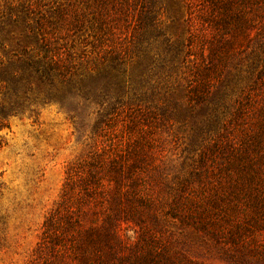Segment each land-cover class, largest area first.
<instances>
[{"label":"trees","instance_id":"trees-1","mask_svg":"<svg viewBox=\"0 0 264 264\" xmlns=\"http://www.w3.org/2000/svg\"><path fill=\"white\" fill-rule=\"evenodd\" d=\"M171 1L176 16L179 7ZM179 1L188 12L191 48L199 53L191 60L189 99L203 100L221 79L226 63L243 52L252 76L235 106L223 105L222 127L198 154V162L205 165L203 191L197 196L196 190L185 193L180 186V191L170 188L176 190L170 203L160 197L166 176L155 151V114L140 104L130 103L119 112V105L114 106V114L95 125L108 143L98 140L68 168L59 201L44 218L40 264H64L68 259L74 264H189L172 248L157 247V222L167 217L207 238L228 264H264V0ZM41 2L29 0L20 11L21 21L12 20L22 29V43L19 40L20 51L9 66L0 58V95L7 96L0 97V130L3 117L21 115L35 102L63 104L64 89H75L89 101L80 88L86 77L73 71L74 45L66 38L78 35L83 46L93 49L105 44L102 52L109 55L119 82L125 74L119 60L123 41L128 37L127 42L139 45L142 30L160 27L166 12L160 0H66L44 15L41 8L47 5ZM1 13L4 10L0 19ZM120 21L127 22L126 31ZM2 25L0 20V34ZM123 117L128 120L114 141L109 129ZM3 143L0 135V147ZM123 222L137 227L136 244L128 255L119 233Z\"/></svg>","mask_w":264,"mask_h":264},{"label":"rangeland","instance_id":"rangeland-1","mask_svg":"<svg viewBox=\"0 0 264 264\" xmlns=\"http://www.w3.org/2000/svg\"><path fill=\"white\" fill-rule=\"evenodd\" d=\"M55 1L42 0L47 6L41 12L49 14L57 4L66 3V0ZM160 2L166 9L159 20L161 26L148 33L142 30L137 46L127 42L128 37L123 41L125 49L119 57L120 68L125 72L123 80L118 82L114 78L110 57L102 52L105 44L93 49L90 45L83 46L78 35L68 37L65 40L74 45L73 71L86 77L80 88L89 101L77 96L75 89H64L63 104L35 102L21 115L1 117L0 135L4 143L0 147V264L42 262L37 251L44 218L59 201L68 168L91 151L98 140L108 143L106 136L101 137V132L95 131V125L104 116H112L114 106L119 105L115 110L119 112L130 103L140 104L155 114L152 122L158 140L155 151L166 176L161 183L166 188L160 197L170 203L176 191L170 188L180 191V186L185 193L196 190L197 196L203 191L205 165L198 162V154L212 143L222 127L223 105L234 107L235 99L247 90L252 76L243 52L239 59L226 63L221 79L203 100H190L188 91L194 71L191 60L199 53L191 48L194 43L189 39L185 21L188 12L179 0H175L179 7L176 16L172 13L174 1ZM28 3L29 0H0V10H4L1 13L4 18L0 19L4 29L0 34V58L5 65L9 66L14 61L13 54L20 51L22 29L12 20L21 21L24 12L20 11ZM126 23L120 21L123 31ZM5 95L0 97L5 100ZM127 120L123 117L115 122L113 129H109L110 138L114 141L120 138L119 130ZM206 162V168H210V162ZM167 218L157 222L158 248L164 245L172 248L189 264H228L207 238ZM119 227L123 253L128 255L136 244L137 227H132L130 222ZM64 264L74 262L68 259Z\"/></svg>","mask_w":264,"mask_h":264}]
</instances>
